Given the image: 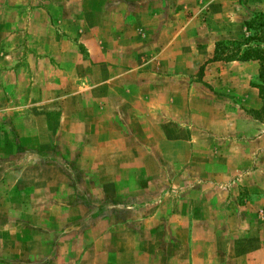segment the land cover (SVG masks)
I'll return each instance as SVG.
<instances>
[{
  "label": "rangeland",
  "instance_id": "obj_1",
  "mask_svg": "<svg viewBox=\"0 0 264 264\" xmlns=\"http://www.w3.org/2000/svg\"><path fill=\"white\" fill-rule=\"evenodd\" d=\"M258 12L0 0V264H264Z\"/></svg>",
  "mask_w": 264,
  "mask_h": 264
},
{
  "label": "trees",
  "instance_id": "obj_2",
  "mask_svg": "<svg viewBox=\"0 0 264 264\" xmlns=\"http://www.w3.org/2000/svg\"><path fill=\"white\" fill-rule=\"evenodd\" d=\"M244 26L246 37L242 41L215 43L213 56L208 62H257L259 70L255 88L264 101V12L255 13Z\"/></svg>",
  "mask_w": 264,
  "mask_h": 264
}]
</instances>
